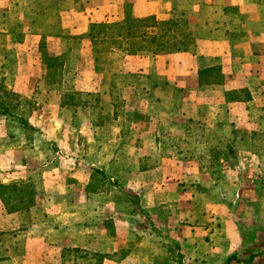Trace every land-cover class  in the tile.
<instances>
[{"label":"crops","instance_id":"crops-1","mask_svg":"<svg viewBox=\"0 0 264 264\" xmlns=\"http://www.w3.org/2000/svg\"><path fill=\"white\" fill-rule=\"evenodd\" d=\"M128 16L152 49L93 52ZM1 68L37 109L0 111L36 194L0 200V264H264V0H0Z\"/></svg>","mask_w":264,"mask_h":264},{"label":"trees","instance_id":"trees-1","mask_svg":"<svg viewBox=\"0 0 264 264\" xmlns=\"http://www.w3.org/2000/svg\"><path fill=\"white\" fill-rule=\"evenodd\" d=\"M155 28L156 24L153 19L136 20L128 16L121 23L93 25L90 28V36H92V39L99 37L101 41H108L109 39L120 43L125 41L130 44L131 50H149L152 49L156 41V38L150 35L149 31ZM164 30V28H159V31H163V36H165ZM166 30L169 31V29ZM35 195L31 184L15 182L6 186L0 183V200L4 207L10 208L8 211L31 207ZM96 257L102 258L100 255H96ZM233 258H235V255L227 261L230 262Z\"/></svg>","mask_w":264,"mask_h":264},{"label":"rangeland","instance_id":"rangeland-1","mask_svg":"<svg viewBox=\"0 0 264 264\" xmlns=\"http://www.w3.org/2000/svg\"><path fill=\"white\" fill-rule=\"evenodd\" d=\"M119 43V42H118ZM120 45H122V43H119ZM118 44V45H119ZM113 45L117 46V41L113 40V39H109L106 42H100L97 43L96 45H94V50L93 52H97L98 50L100 52L102 51H106L109 48H112ZM52 75H49V73L46 76V79H51L55 77L54 72H51ZM50 73V74H51ZM16 74V72L14 71H8V70H3L2 68L0 69V111L3 112V115L10 117L7 118V120H9V124L14 125V121L11 119L13 114H17L18 116L22 117V121L25 122L27 121V116L28 113L33 109L36 110L37 109V101H27L25 99L16 97V95L14 93H12L11 91V87H12V81L14 80V75ZM38 90H42V88H38ZM43 91V90H42ZM85 99V96L82 98ZM82 99L80 98V100L82 101ZM18 119V118H16ZM38 138V137H37ZM41 139V138H40ZM258 143H264V138H259ZM262 205H263V212H264V200H262ZM250 218V216H247ZM245 218V216H244ZM258 223L264 227V214H260L259 219H258ZM253 230V228H251ZM248 234V237L252 239L251 237V230L248 232H245ZM254 234V232H252V235ZM261 239V238H260ZM260 250L262 249L261 247L259 248ZM264 249V248H263ZM252 250V246L251 245H245L244 246V252L247 253L248 251ZM241 253V251H240ZM96 257V256H95ZM92 258H94L92 256Z\"/></svg>","mask_w":264,"mask_h":264}]
</instances>
